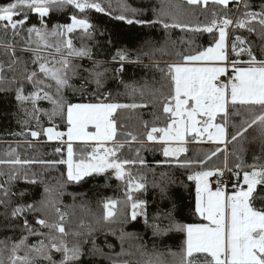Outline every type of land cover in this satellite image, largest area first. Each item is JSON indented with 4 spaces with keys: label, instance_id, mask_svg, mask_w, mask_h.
I'll use <instances>...</instances> for the list:
<instances>
[{
    "label": "snow or ice",
    "instance_id": "6c2138e0",
    "mask_svg": "<svg viewBox=\"0 0 264 264\" xmlns=\"http://www.w3.org/2000/svg\"><path fill=\"white\" fill-rule=\"evenodd\" d=\"M188 5L207 8L209 3L220 6L222 14L212 11L209 23L190 27L181 24L173 17L169 24L163 18L168 13L163 9H153L155 19L136 18L144 15V9L131 8L127 3L121 5L122 12L115 19L126 21L128 25H162L163 28L173 27L190 28L194 32L218 33L213 43L203 50L180 54V62L167 66L165 73L170 81L167 95L162 96V112L167 114L165 126L158 127L153 124L145 132V140H140L132 132L118 133L115 115L120 109H136L147 107V103H120L112 99L111 93H104L103 88L105 73L101 71L102 62L93 61L92 68H82L74 63L73 58L91 59V48L83 41L93 38L95 26L88 19L87 13L95 10L99 13L111 12L99 0H10L0 6V32L5 36L11 32L12 37L21 36L26 41V50L32 53L31 63L35 65L29 70L24 64L20 78L13 76L9 80L5 75V64L0 63V84L14 85L15 100L19 103L24 116L37 121V129L30 130L27 135L38 140L42 135L48 141H60L66 145V158L56 161L0 160V164L28 165L64 164L67 166L66 176L68 181L79 182L93 173L102 174L112 170L115 177L126 185L124 201L126 216L135 221L138 216H143L148 223V201L138 198L136 193L146 191V177L133 175L132 169L146 165L140 156V148L135 149V158L122 156L126 147L133 144L143 146L146 142L158 144L164 157L173 158L181 167H190L193 164L203 165L207 160L220 151L217 148L205 160L180 161V156L188 151L185 146L188 138L196 141H208L224 144L227 136V123L231 115L240 116L241 108L248 110L250 119L243 121L242 128L232 135L231 140L237 141L239 137L254 125L261 127L264 133V57L258 58L253 52L252 45L242 35L233 34L229 42V29H246L249 33L256 32V25L260 26V35L264 39V5L259 11L251 9L248 0H186ZM230 3L242 4L244 11L238 18L227 14ZM67 7L74 8L77 13L69 17L70 23L55 24L50 27L48 18L55 11H62ZM131 13V16L124 13ZM37 18V23L31 22V17ZM81 39L79 47L74 44V38ZM149 42H146V44ZM15 56V45H4ZM45 50H53L45 55ZM148 53L138 50L134 61L130 60L131 52L126 48L117 49L112 56V61L119 64L115 72L123 73L125 62L141 63V56ZM243 55L247 59H241ZM51 56V59H49ZM20 61L14 59L7 65L11 71H16L14 65ZM159 66L158 64L156 65ZM161 71H163L161 69ZM81 72L88 73L84 82L96 85L94 94L95 102H71L64 95V90L72 88L77 91L70 81ZM224 79H221V78ZM123 83V81H121ZM30 90L26 91V87ZM135 94L139 91L144 96L143 89H136L133 85H125ZM80 94L84 95L83 86ZM155 96L156 94L153 93ZM47 100L52 104L51 110L42 109L39 103ZM30 106V107H29ZM39 114L46 115L52 126L39 125ZM60 117L67 125V131L58 130L54 123ZM219 117V122L217 120ZM157 119H159L157 117ZM28 123L25 119L21 121ZM144 127L148 129V123ZM91 129V130H90ZM123 135L124 139H119ZM66 138V139H65ZM73 142H82L85 147H90L87 154L77 156ZM29 145L31 141H28ZM62 148L57 147L56 153H62ZM225 170L231 173L232 186L229 191ZM19 175V172L16 173ZM215 177V181L211 178ZM9 174V179H14ZM28 180L27 173L23 177ZM196 182V205L198 213L207 224H184L175 216V205L169 209H161L152 217L150 227L153 235L162 236L170 231L186 233L187 239L181 253L180 264H264V158L254 156L253 162H246L242 156H237L231 167L227 157L224 167L209 168L195 171L187 177ZM30 183H36L31 179ZM212 183H216L213 190ZM161 199L166 198V185H159ZM259 189V190H258ZM45 193L52 190L48 187ZM0 205L11 207L13 218L22 217V227L28 235L45 236L36 245L26 243L28 236H22L14 242L9 264H80L85 254L83 241H74L69 244L64 237L68 235L64 221V214L57 207L58 221L50 223L45 218H36L35 223L42 228L49 229L48 233L38 230L27 219L28 213L47 212L54 208V202L47 197L34 202L14 203L11 195L23 198L24 192L11 193L10 188L0 184ZM118 202L108 200L104 207L107 209L105 219L114 215L113 208ZM58 233V235H57ZM74 235L80 236L81 233ZM93 252H101L95 241H91ZM23 248L24 254L18 255ZM54 253L60 258L55 259ZM173 255H175L173 253ZM0 264H4L0 260ZM147 264H162L157 258L149 260Z\"/></svg>",
    "mask_w": 264,
    "mask_h": 264
},
{
    "label": "trees",
    "instance_id": "16d2710c",
    "mask_svg": "<svg viewBox=\"0 0 264 264\" xmlns=\"http://www.w3.org/2000/svg\"><path fill=\"white\" fill-rule=\"evenodd\" d=\"M10 2V0H0V6ZM111 15L90 10L87 13L88 19L95 26V33L92 39L83 41L91 48V59L77 58L74 63L82 68H92L93 61L102 62L101 71L105 68V81L100 90L104 93H111L112 99L120 103H147V107L136 109H120L117 111L118 133L132 132L140 140H145V132L150 130L155 124L158 127L165 126L167 114L162 112V96L167 95L170 88V81L165 73L167 66L180 62V54L203 50L213 43L214 37L218 38V33L208 34L206 32H194L190 28L173 27L165 29L160 24L154 26H142L137 24L128 25L126 21L115 19L122 12L121 5L127 3L131 8L144 9V15L136 18L155 19L156 13L153 9L163 8L168 15L163 18L169 24L173 23V17L181 24L190 27L203 26L212 19V11L222 14L224 10L220 6L209 3L207 8L192 6L186 0H99ZM251 9L260 10L264 5V0H248ZM244 11L243 5L230 3L227 14L238 18ZM77 13V10L67 7L62 11H55L48 18L50 27L55 24L70 23L69 17ZM131 16V13H124ZM32 23H37L35 16L31 17ZM256 32L249 33L246 29H229V42L233 34L242 35L252 45L253 52L258 58L264 57V39L260 35V26L256 25ZM21 36L12 37L11 32L5 36L0 32V63L5 64V75L11 80L13 76L20 78V73L27 64L31 70L35 65L31 63L32 53L27 51L26 41ZM146 42H149L146 44ZM82 41L78 36L74 44L79 47ZM15 45V56L11 55V50L4 45ZM126 48L131 52L130 60L134 61L138 50L147 52V56H141V63L125 62L123 73L115 72L119 67L118 63L112 61V56L117 49ZM53 51V50H45ZM20 63L14 65L16 71H11L7 65L12 60ZM51 59V57H49ZM241 59H247L243 55ZM159 65L158 67L156 65ZM161 69L163 71H161ZM88 73L81 72L74 76L70 84L72 88L64 90L65 97L71 102H95V83L85 84L84 77ZM223 78V77H222ZM123 81V83H121ZM125 85H133L136 89H143L144 96L141 97L139 91L132 93ZM83 86L84 95L80 94ZM14 85L0 84V160H11L19 158L21 160L33 161H56L66 158V145L61 143H50L46 136H41L38 140L33 139L27 133L37 129V121L30 117H25L20 109L19 103L15 100L13 91ZM30 86L26 87V91ZM153 93L156 95L154 96ZM30 107V106H29ZM42 109L51 110L52 104L46 102L39 103ZM228 118L227 128L229 137V167L236 161L237 156H242L248 162H253L254 156L264 158V133L259 125H254L244 132L237 141H232L231 137L242 128L243 121L250 119L247 109L241 108V115H231ZM157 117L159 119H157ZM27 119L28 123L21 121ZM148 123V129L144 127ZM219 122V119H218ZM54 123L59 130H67V125L60 117L55 118ZM39 125L49 127L52 124L48 117L39 114ZM119 139H124L123 135H118ZM28 141H31L29 145ZM192 141L188 145V151L180 156V161L185 159L191 161L205 160L206 157L217 148L220 151L211 160L203 165L193 164L190 167H181L173 158L164 157L158 144L146 142L143 146L133 144L131 148L126 147L121 153L122 156L135 158V149L140 148V156L146 161L143 167L137 166L132 169L133 175H143L146 177L147 190L136 193V196L148 201V223H145L143 216H138L132 221L126 216L125 192L126 185L118 180L112 170L105 173H93L79 182L68 181L66 176L67 166L64 164H41L32 163L28 165L0 164V184L5 188H10L11 193L24 192L23 198L18 195H11L14 203L34 202L45 197L54 202V208L47 212L28 213L29 224L33 225L38 232L48 233L49 229L42 228L35 223L36 218L55 217L57 222L59 213L55 208H59L64 214V225L68 235L64 239L71 244L74 241H83L85 254L81 258L80 264H147L149 260L155 261L157 258L162 264H180L181 253L187 239L186 233L170 231L162 236L153 235L150 227L152 217L161 209H169L175 205L176 219L184 224H204V219L195 212L196 205V183L188 180L187 177L195 171L209 168H223L226 151L222 146L205 142ZM57 147L62 148V153H56ZM74 151L77 156L87 154L90 147L83 144H74ZM19 172L17 176L16 173ZM27 173L28 180L24 174ZM9 174L15 178L9 179ZM35 179L36 183H30ZM231 179V173H230ZM232 181V180H231ZM159 185H166V198L161 199ZM45 187L52 191L45 193ZM259 190V189H258ZM0 198L2 194H0ZM108 200H115L118 203L113 208L114 215L105 219L107 209L104 204ZM11 207L0 205V242L8 240L9 250L3 256L4 264H9V257L12 253L14 242L27 235L26 243L36 245L40 240L47 239L41 235H28L22 227L23 218H13ZM57 218V219H56ZM81 233L80 236L74 235ZM58 235V233H57ZM100 248L101 252H93L91 241ZM24 250V249H23ZM20 249V254L24 251ZM173 253L175 255H173ZM54 258L59 259L58 253H54ZM1 260V259H0ZM46 264V262H41Z\"/></svg>",
    "mask_w": 264,
    "mask_h": 264
},
{
    "label": "rangeland",
    "instance_id": "374dc122",
    "mask_svg": "<svg viewBox=\"0 0 264 264\" xmlns=\"http://www.w3.org/2000/svg\"><path fill=\"white\" fill-rule=\"evenodd\" d=\"M238 8H240V6L238 7ZM75 39L76 38H74V41H75ZM49 52H53V51H47V52H45L44 54L45 55H48V53ZM53 54H54V52H53ZM49 57H51V56H49ZM73 59H77V57H74ZM221 79H223V78H221ZM71 82V81H70ZM41 102H46V103H48V104H50V102L49 101H47V100H42ZM218 119H220L219 117H217V120ZM59 130V129H58ZM91 130V129H90ZM60 131H64V130H60ZM67 131V130H66ZM66 139V138H65ZM48 142H50V143H61L60 141H48ZM62 144V143H61ZM74 144H82V142H73V145ZM47 219H49L50 221H54L55 220V217H46ZM57 219V218H56ZM205 222H204V224H207L208 223V221H206V220H204ZM56 222V221H55ZM10 242L8 241V240H5V241H2V242H0V259L2 260V261H5L4 260V258H3V256L7 253V251L10 249L9 248V246H8V244H9ZM22 250H23V248H22ZM24 251V250H23ZM20 250L18 251V255L20 254Z\"/></svg>",
    "mask_w": 264,
    "mask_h": 264
},
{
    "label": "crops",
    "instance_id": "0c3cea01",
    "mask_svg": "<svg viewBox=\"0 0 264 264\" xmlns=\"http://www.w3.org/2000/svg\"><path fill=\"white\" fill-rule=\"evenodd\" d=\"M191 138L189 137L188 138V142L187 144L185 145L186 147H188L189 144H191L192 141H190ZM198 142H205V143H209V144H214V145H219V146H222L223 148L227 149L228 146H229V137H228V128H227V136H226V139H225V143L224 144H217V143H214V142H208V141H200V140H196ZM228 155H229V150L228 152L226 151V157H227V160H228ZM196 183V182H195ZM212 188L213 190H215V186L214 184L212 183ZM200 216V215H199ZM201 217V216H200Z\"/></svg>",
    "mask_w": 264,
    "mask_h": 264
},
{
    "label": "built area",
    "instance_id": "2783aa9c",
    "mask_svg": "<svg viewBox=\"0 0 264 264\" xmlns=\"http://www.w3.org/2000/svg\"><path fill=\"white\" fill-rule=\"evenodd\" d=\"M225 175H226V177L228 178V179H227V183H228V186H229V191H231L232 181H231V179H230V173L227 172V170H225ZM215 179H216L215 177H212V178H211L212 181H215ZM213 184H214V186H215V188H216V186H217L216 183H213Z\"/></svg>",
    "mask_w": 264,
    "mask_h": 264
}]
</instances>
